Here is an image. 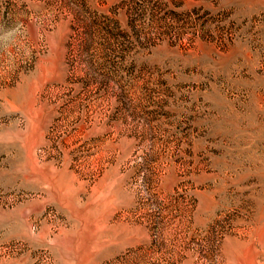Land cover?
Here are the masks:
<instances>
[{
    "label": "rangeland",
    "instance_id": "obj_1",
    "mask_svg": "<svg viewBox=\"0 0 264 264\" xmlns=\"http://www.w3.org/2000/svg\"><path fill=\"white\" fill-rule=\"evenodd\" d=\"M0 264H264V0H0Z\"/></svg>",
    "mask_w": 264,
    "mask_h": 264
}]
</instances>
